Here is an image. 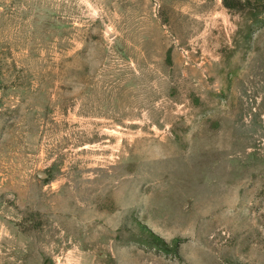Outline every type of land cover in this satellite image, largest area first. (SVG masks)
<instances>
[{"label": "rangeland", "instance_id": "374dc122", "mask_svg": "<svg viewBox=\"0 0 264 264\" xmlns=\"http://www.w3.org/2000/svg\"><path fill=\"white\" fill-rule=\"evenodd\" d=\"M251 2L0 0V264H264Z\"/></svg>", "mask_w": 264, "mask_h": 264}, {"label": "trees", "instance_id": "16d2710c", "mask_svg": "<svg viewBox=\"0 0 264 264\" xmlns=\"http://www.w3.org/2000/svg\"><path fill=\"white\" fill-rule=\"evenodd\" d=\"M225 2V4L229 7V8H238V9H246L247 7H249V5L252 4L251 0H223ZM264 21V18H262ZM264 23V22H263Z\"/></svg>", "mask_w": 264, "mask_h": 264}, {"label": "water", "instance_id": "95a60500", "mask_svg": "<svg viewBox=\"0 0 264 264\" xmlns=\"http://www.w3.org/2000/svg\"><path fill=\"white\" fill-rule=\"evenodd\" d=\"M47 264H52L51 261H48Z\"/></svg>", "mask_w": 264, "mask_h": 264}]
</instances>
